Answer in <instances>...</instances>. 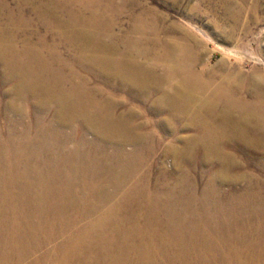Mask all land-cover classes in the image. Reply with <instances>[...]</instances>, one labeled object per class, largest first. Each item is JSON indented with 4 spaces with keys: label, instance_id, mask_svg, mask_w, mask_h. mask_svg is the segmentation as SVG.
Masks as SVG:
<instances>
[{
    "label": "bare ground",
    "instance_id": "6f19581e",
    "mask_svg": "<svg viewBox=\"0 0 264 264\" xmlns=\"http://www.w3.org/2000/svg\"><path fill=\"white\" fill-rule=\"evenodd\" d=\"M168 18L142 0H0V264H264V91L223 92L197 36ZM75 63L109 89L160 95L169 118L208 123L201 163L219 165L202 187L183 150L178 174L131 153L137 114H120Z\"/></svg>",
    "mask_w": 264,
    "mask_h": 264
},
{
    "label": "rangeland",
    "instance_id": "374dc122",
    "mask_svg": "<svg viewBox=\"0 0 264 264\" xmlns=\"http://www.w3.org/2000/svg\"><path fill=\"white\" fill-rule=\"evenodd\" d=\"M142 1L150 7H154L156 11L164 14L167 18L169 17L166 23L176 22L197 36L200 43L199 49L203 56L200 68L213 71L215 84L221 86L223 92L237 91L241 97L249 100L253 89L258 88V91H264V0ZM229 3L230 5H228ZM123 18L128 19L126 14L123 15ZM122 45L120 46L124 47ZM27 61L25 59L23 62L24 69L29 65ZM131 62L129 61V64ZM141 63L146 67H150L152 64L145 57L141 58ZM55 65L56 68L59 67L58 65L68 67L71 65V61L62 58L61 62ZM73 67L90 78L91 86H99L98 90L100 89L102 93L101 98H112L121 102L120 114H124L129 108L137 114L136 123L140 126L143 140L136 145H129L127 148L131 149V153L136 157L145 155L146 152L152 154L155 157L153 161L156 163L154 173L159 171L161 161L164 162L166 170H171L176 174L181 173L179 169L175 168L176 155L174 152L177 150L185 151L192 158V168L185 166L183 168L192 177L197 178L196 180H200V187H202L201 173L209 172L211 174L218 168L219 164L216 161H211L205 166L201 163L204 153L212 151L214 145L212 139H208L206 136L202 138V135L208 132L209 125L203 122L199 115L188 121L181 118L180 112H177L169 118L170 110L164 104L153 105L155 99L158 98L159 102L160 99L162 100L160 95L154 97L151 91L146 94L133 93L117 83L112 85L115 89H109L108 82L102 74L104 72L99 74L95 69L92 73L83 71L85 70L84 65L78 63H75ZM56 71L64 73L65 79L71 77L70 73L65 74V71L61 69H56ZM1 73L0 71V76L3 75ZM3 89L7 90L8 85L3 86L0 91ZM64 89L70 91L71 85H65ZM163 89L166 90L167 87H163ZM80 101L83 104H92L89 99L81 96H79L78 102ZM94 103L98 104V102ZM99 105L105 114L109 113L105 102L100 101ZM120 114L113 120L120 121L122 118ZM108 118L109 115L107 120L111 121ZM74 127L78 130L77 125ZM69 131L66 130L67 133ZM75 138L77 139L78 136ZM86 138L91 139L92 134L88 133ZM226 146L229 152H236V155H239V158L243 160L246 154L241 153L239 144L230 143ZM168 149L170 153L166 154ZM106 154L108 157H112L116 153L110 149L106 151ZM258 157L261 159V156ZM246 159H248L247 155ZM238 188H240V184L236 186L224 184L222 186L224 191Z\"/></svg>",
    "mask_w": 264,
    "mask_h": 264
}]
</instances>
